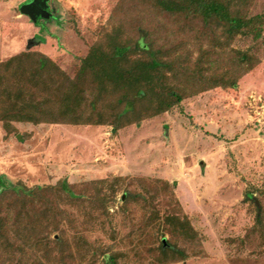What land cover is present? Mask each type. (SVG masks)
Here are the masks:
<instances>
[{"label":"trees","instance_id":"16d2710c","mask_svg":"<svg viewBox=\"0 0 264 264\" xmlns=\"http://www.w3.org/2000/svg\"><path fill=\"white\" fill-rule=\"evenodd\" d=\"M254 2L117 0L74 74L35 48L1 60L0 123L6 135L19 134V122L104 125L116 133L203 91L235 88L260 61L252 48L235 43L263 37L264 9L252 13ZM129 179L90 180L78 191L65 179L27 186L0 176V264H167L185 258L180 243L195 242L199 233L171 195L163 210L153 202L155 194L144 197L142 222L123 236L105 220L111 209L124 214L138 196ZM158 181L165 189L174 184ZM246 195L256 209L249 236L259 234L264 247V183ZM78 205L104 216L98 221L110 242L83 232L73 233L72 242L62 240L63 225L73 221L64 220L72 217L69 207Z\"/></svg>","mask_w":264,"mask_h":264},{"label":"rangeland","instance_id":"374dc122","mask_svg":"<svg viewBox=\"0 0 264 264\" xmlns=\"http://www.w3.org/2000/svg\"><path fill=\"white\" fill-rule=\"evenodd\" d=\"M116 1L0 0V61L35 48L74 74L78 57L107 25ZM20 7L41 16L33 21ZM263 9L264 0H255L252 13ZM235 43L252 48L260 60L235 88L203 91L173 111L116 133L104 125L19 122L20 133L6 135L0 123V176L27 186L65 179L79 191L90 180L127 175L138 196L124 214L111 209L113 215L105 217L119 236L142 222L144 197L155 194L153 202L163 210L171 195L199 237L181 242L186 257L167 264H264L260 235L249 236L256 209L246 195L264 183V32L258 41ZM160 179L174 184L165 189ZM85 206L69 207L72 217L64 220L73 221L63 225L62 240L72 242L73 233L83 232L110 242L98 221L104 216Z\"/></svg>","mask_w":264,"mask_h":264},{"label":"water","instance_id":"95a60500","mask_svg":"<svg viewBox=\"0 0 264 264\" xmlns=\"http://www.w3.org/2000/svg\"><path fill=\"white\" fill-rule=\"evenodd\" d=\"M20 11L29 16L33 21L37 20L41 16L40 12L30 8L20 7Z\"/></svg>","mask_w":264,"mask_h":264}]
</instances>
